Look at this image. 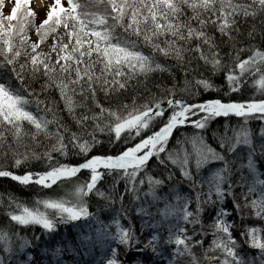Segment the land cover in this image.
Returning <instances> with one entry per match:
<instances>
[{
    "label": "snow or ice",
    "instance_id": "6c2138e0",
    "mask_svg": "<svg viewBox=\"0 0 264 264\" xmlns=\"http://www.w3.org/2000/svg\"><path fill=\"white\" fill-rule=\"evenodd\" d=\"M4 3L0 264H264V0Z\"/></svg>",
    "mask_w": 264,
    "mask_h": 264
},
{
    "label": "trees",
    "instance_id": "16d2710c",
    "mask_svg": "<svg viewBox=\"0 0 264 264\" xmlns=\"http://www.w3.org/2000/svg\"><path fill=\"white\" fill-rule=\"evenodd\" d=\"M14 2H15V0H13V3ZM62 2H63V0H62ZM259 38L260 37H259V33H258L257 37H256L257 41L259 40ZM171 63L174 64V61H171ZM174 71L178 72L179 70L178 69H174ZM165 75H167V74H165ZM168 82H171V78L170 77L168 78ZM154 83H158V81H154ZM215 83L220 84L221 81L220 80H216ZM35 86L38 87V85H35ZM216 94L217 93L214 92V91L208 93V95H210V96H214ZM60 107L62 108L63 105L61 104ZM64 115L66 116L67 113H64ZM233 122H235V118H233ZM222 123H223V118H221L220 120H217L215 123H213L212 128H216L217 124H221L222 125ZM250 126L253 127V128L258 129L259 123L258 122H254V123L250 124ZM211 131H212V129L210 128L208 130V133H207L210 143L212 142L211 139H210ZM221 131H222V128H221ZM6 163H7V161H5L3 158H0V165H6ZM25 170H27V169H25ZM31 170H36V168L33 167ZM81 178H83V177H81ZM105 180H106V182H115V181H113V178L111 176L106 177ZM115 183H116V187L117 188H120V189L123 188V180H120V181L115 182ZM101 187H103V188H105V190H107V183H102ZM6 193H11V194L15 195L16 197L20 198L22 201H30V200H33L35 198V196L38 193V189H35V188L29 189V188H27L24 185H21V184L15 182V181H12L10 178H2V177H0V195H4ZM40 194L54 196V195H57L59 193L56 190H54L51 193L41 192ZM5 202H6V200H5ZM126 202H127V199H126ZM132 212H133V214H135L134 209H132ZM60 230L61 231H65V230L73 231L71 228L65 229L64 226H61ZM34 231L35 232H40L41 230H40L39 227H36L34 229ZM32 232H33L32 228H28L27 229V234L28 235H31Z\"/></svg>",
    "mask_w": 264,
    "mask_h": 264
},
{
    "label": "rangeland",
    "instance_id": "374dc122",
    "mask_svg": "<svg viewBox=\"0 0 264 264\" xmlns=\"http://www.w3.org/2000/svg\"><path fill=\"white\" fill-rule=\"evenodd\" d=\"M13 0H5L3 12H7L11 7ZM52 3V0H29V7H32L35 13L36 20L43 18L47 11V7ZM32 39L35 35L32 34Z\"/></svg>",
    "mask_w": 264,
    "mask_h": 264
}]
</instances>
